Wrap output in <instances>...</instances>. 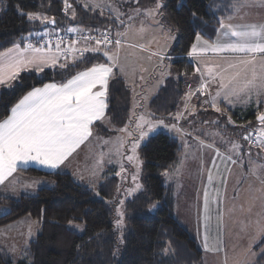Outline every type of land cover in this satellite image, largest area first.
I'll use <instances>...</instances> for the list:
<instances>
[{
	"label": "rangeland",
	"instance_id": "374dc122",
	"mask_svg": "<svg viewBox=\"0 0 264 264\" xmlns=\"http://www.w3.org/2000/svg\"><path fill=\"white\" fill-rule=\"evenodd\" d=\"M62 1L65 3V0ZM142 1L68 0L69 19L73 17L74 2L96 8L101 13L110 14L115 21L113 29H107L112 43L97 45L96 40L104 39L103 29L82 27L73 21L43 27L47 32L51 30L65 32L69 27L83 30L71 32L77 33L79 37H73L70 42L64 43L66 47H69L72 41L78 43L81 40L82 46H78L79 48L98 49L95 51H100L103 58L113 66V75L124 81L126 93L123 102L125 101L128 109L125 121L117 128L111 122L103 124L102 130L105 129V131L100 143L102 155V151L110 155L109 162L112 163V167L116 166L117 173H120L117 175L119 196H117L115 214L121 200L133 198L143 187L139 147L149 136L158 131L168 133L177 139L180 155L171 169L162 173V183L174 187L173 215L201 250V263L250 264L259 252L254 249L255 244L264 237V148L258 143L264 139L259 135V132L264 130V126H261L257 119L252 125L250 121H242L243 123L239 124L227 109L242 116H245L244 113L250 108L259 111L260 105L264 106V95L257 97L253 92L248 102L246 93H241L239 98L230 97L231 103L225 101L221 95L217 98V103L223 114L211 107V99L216 97L217 91L220 90V77H224V82L228 83L229 78L238 73L233 86L239 87L244 81L251 80L255 71L256 83L264 84V61L257 56L254 68L253 66L245 67L238 63L241 59L249 58L243 54L213 51V45L236 39L230 36L225 37L223 32L226 29L220 30V26L212 40L200 35L197 54L191 56L195 69L190 77H181L182 95L175 110L166 118L156 117L150 107L151 101L165 84L166 79L175 75L168 58L161 60L160 56L153 53L158 52L167 57L173 35L164 30L157 16L146 15V10L156 9L157 0ZM254 3L253 0L236 2L234 5V10L237 11L236 16L232 15L231 19L227 18L226 21L229 20L232 24L233 20L234 24L264 23V9L256 13L258 6ZM82 34L90 35L92 39L85 40ZM117 40L120 41L119 45L116 44ZM194 43H197L196 38L192 45ZM105 52L111 55L113 60L109 61ZM77 58L73 56L68 63L74 62ZM230 65L232 67H229ZM202 80L210 81L204 95L197 91ZM193 92H197L196 99L192 98L193 95H189ZM206 100L209 102L205 103ZM261 113H264V110ZM149 114L152 115L149 116ZM177 114H182L179 120L176 119ZM140 116L151 119L153 123L163 120L164 124H158L141 141L136 151L137 163L126 158L132 154L131 138L118 130L125 125H129L130 130H135ZM229 117L232 123L228 122ZM172 125H176L182 131H176L171 128ZM145 130L147 131V128ZM250 131L257 135V142L254 144L246 142L245 139ZM135 134L139 135L138 132ZM118 137L125 139L124 146L119 149V152L115 144ZM94 144H91L92 153H94ZM233 144L239 147L234 149ZM95 156L98 158V153ZM121 166L124 168L123 172H121ZM253 170L256 172L255 175ZM134 174L137 176L135 182L132 179ZM136 183L142 186L141 189L129 196L127 190L135 188ZM24 185L20 187L23 192L35 193L37 190L36 188L28 191L32 187L28 186L29 183ZM96 185L97 183L90 185L93 196H98ZM21 194L24 193H13L9 196L19 198ZM8 211L9 206L0 203V215ZM37 222L38 220L30 215H23L0 226V246L14 260L23 256L29 241L36 237L40 230V223ZM30 227L31 235H29ZM206 237L207 249L205 248Z\"/></svg>",
	"mask_w": 264,
	"mask_h": 264
},
{
	"label": "trees",
	"instance_id": "16d2710c",
	"mask_svg": "<svg viewBox=\"0 0 264 264\" xmlns=\"http://www.w3.org/2000/svg\"><path fill=\"white\" fill-rule=\"evenodd\" d=\"M239 1L161 0L164 6L159 9L157 17L164 30L174 37L166 58L175 76L166 79L151 101L150 107L156 117L166 118L175 110L182 95L181 77H190L195 69L188 53L197 35L212 40L220 22L235 14L234 5ZM73 8L75 17L69 19L62 0H0V52L14 44L24 46L29 38L36 36L33 34L48 25L39 20L29 21L27 13L30 12L54 18L55 25L73 21L82 27L103 29V33L113 29L115 21L110 14L77 2ZM21 12L25 15L21 16ZM68 62L65 63L66 68L44 67L43 72L27 69L12 81V87L0 86V121L33 87L46 82L64 83L84 69L107 63L101 52L94 51L85 52L74 62ZM125 93L124 81L112 75L108 87L107 117L115 128L125 121L128 110L123 102ZM263 107L261 104L259 111L250 108L245 116L230 109L227 111L239 124L250 121L252 125ZM138 152L143 187L133 198L125 201L122 244H118L117 239L121 232L114 227L115 205L119 196L116 166H107L97 179L99 196H93L90 186L96 184L94 175L88 182L80 183L69 172L28 167L20 170L28 175L42 176L48 183L35 193L22 194L19 198L0 196V203L9 206V211L0 215V226L30 215L38 220L40 230L18 260L0 246V264H202L201 250L173 215L174 187L162 183V173L170 170L179 159L177 139L158 131L141 144ZM154 201L158 203V209L149 213L148 205ZM69 220H74V224L83 223V231L69 225ZM254 249L259 252L250 264H264V237Z\"/></svg>",
	"mask_w": 264,
	"mask_h": 264
},
{
	"label": "snow or ice",
	"instance_id": "6c2138e0",
	"mask_svg": "<svg viewBox=\"0 0 264 264\" xmlns=\"http://www.w3.org/2000/svg\"><path fill=\"white\" fill-rule=\"evenodd\" d=\"M264 3V0H261ZM87 6V5H86ZM98 6V5H97ZM164 5L157 0L155 10H146V15H160L159 9ZM68 0H65V8H69ZM139 11V10H137ZM21 16L25 13L21 12ZM73 18L75 12L72 13ZM29 21L39 20L41 23L53 24L56 21L46 15L30 12L27 13ZM131 19V17H130ZM231 19V17H229ZM227 29L223 32L225 37H235L234 41L228 43H217L212 46V50L216 52H232L243 54L248 59H241L239 64L255 66L257 56L264 61V24L262 25H247L233 27L231 24H225L223 20L220 22V30ZM143 30V29H141ZM218 30V31H220ZM68 32L83 31L78 28L69 27ZM47 35V33H45ZM174 39V37H171ZM26 39V38H23ZM85 40H91L92 37L86 36ZM197 43L192 45L189 56L197 54L198 45L201 40L200 35L196 37ZM57 43L56 48L60 50V44ZM77 42L72 41V45ZM104 43H112L108 40L105 34L103 40H96L97 45ZM119 45L120 41L117 40ZM98 49L86 48L85 51H93ZM52 49L44 46H34L31 43H25L23 48L20 44H14L12 49H9L7 54H0V86L12 87V81L19 78L23 70L34 68L37 72H43L44 67L51 65L55 67L58 63V56L51 54ZM31 53V55H26ZM108 60H113V57L105 52ZM160 56L161 60L166 57L161 53H153ZM67 58V57H66ZM61 68H66V64H59ZM229 67H232L230 65ZM199 71V69H197ZM113 74V67L108 64H95L86 70L78 72L67 80L66 83H45L43 87H33L28 91L10 110V115L6 119L0 121V184H3L8 177H11L21 164L35 162L39 165L57 169L63 165L73 153L92 136V126L95 121H103L106 118V109L108 107L107 96L109 87V78ZM238 73L229 78L228 83L224 82V77H220L219 89L216 97L211 99V107L217 112H221L218 106L217 98L223 95V99L231 103L230 97L239 98L241 93H246L248 102L251 100L253 92L257 97L264 95V84H257V76L253 71V78L246 80L239 87L233 86L237 80ZM210 81L202 80L200 88L197 90L201 95L205 94V90L209 86ZM222 90V91H221ZM195 93H190L193 95ZM209 101H205L208 103ZM221 114H223L221 112ZM152 114H149L151 116ZM182 114H177L176 119L179 120ZM261 126H264V113H259L256 117ZM131 122V118H130ZM229 123H232L229 117ZM215 123V122H212ZM163 125L164 121L159 120L153 123L151 119L140 116L136 123L135 130H130L129 125H125L119 129V132L126 133L127 137L131 138V155L126 158L129 161H137V148L157 125ZM147 128V131L145 130ZM171 128L180 132L181 129L176 125ZM138 132V136L135 134ZM260 137H264V130L259 132ZM251 141L252 133L245 137ZM107 143V142H106ZM125 139L117 138V152L124 146ZM260 146L264 148V139L258 141ZM212 147V145H207ZM239 145L233 144V148H238ZM235 163V161H232ZM124 171L121 166V172ZM253 174L256 172L253 170ZM93 175H96L94 172ZM120 175V173H117ZM133 181L137 180V176H132ZM31 187L32 185H28ZM141 185L136 183L135 188L127 190V194L131 196L137 190L141 189ZM119 191V189H118ZM96 195H100L99 192ZM207 195V194H206ZM125 201H120V206L116 208V216L114 219V227L121 232L118 236V244L124 242L123 228L125 215L123 205ZM207 203V200H206ZM158 209L157 203H149L147 211L149 213ZM38 223V222H37ZM69 225H74L75 228L83 230L84 224H74V220L68 221ZM32 234L31 227L29 235ZM207 237L205 238V248L207 249ZM167 251V249H165ZM115 254V253H114Z\"/></svg>",
	"mask_w": 264,
	"mask_h": 264
},
{
	"label": "crops",
	"instance_id": "0c3cea01",
	"mask_svg": "<svg viewBox=\"0 0 264 264\" xmlns=\"http://www.w3.org/2000/svg\"><path fill=\"white\" fill-rule=\"evenodd\" d=\"M253 1H255L254 4H257L256 6H258L257 10H255L256 13L260 12L261 10L264 9V3H261V1H259V0H253ZM236 14H237V11H235L234 15L236 16ZM234 23H235L234 20H233V24L230 23V21L228 20V21H226L225 24L226 25L231 24V25H233V27L241 26V29L243 28V26H247V25L255 24V25L259 26V25L264 24V23L261 24L260 22L259 23H247V24H244V23L234 24ZM43 27L37 33H35L33 35H41V34L49 33L52 31L51 30V31L47 32L44 30L45 28H43ZM226 31H227V29H226ZM58 42H60V41H52L47 46H45L46 48L50 47L52 49V52H51L52 55L58 56V63L56 66H59V64H61V63H63V64L67 63L69 60H71L73 58V56L80 57L81 54H83L85 52H89V51H85V49H86L85 47L79 48L82 46L81 40L78 41L77 45L71 46V48L66 47V44H64L65 42H62L60 44V50L59 51L56 48V45ZM20 47L23 48V46H21V45H20ZM12 48H13V46L8 47V48L4 49L3 51H1L0 54H7L8 50L12 49ZM93 51L94 52H100V51H95V50H93ZM26 55H31V53H27ZM188 57L191 60V56L188 55ZM104 64H108V65L112 66L109 62L104 63ZM45 67H53V66L48 65ZM84 70H86V69H84ZM23 71H25V70H23ZM112 75L110 76V78L112 77ZM110 78H109V80H110ZM66 82H67V80L64 83H66ZM46 83H53V82H46ZM43 85L37 86V87H43ZM196 95H197V92L195 94H193L192 98L196 99V97H197ZM9 115H10V113H9ZM6 118H4V119H6ZM3 120H1V121H3ZM108 122H109V119L107 117V109H106V118L103 121H95L93 123V126H92V133L93 134L89 138V140L86 141L84 144H82L73 153V155L63 165H61L57 169H51V168L39 165L35 162H29L27 164H21L20 167L17 168V171L14 172L11 177H8L3 184H0V196L15 198V197L9 196V195H11L13 193L32 194V193H28V192H23L20 188L21 185L25 186L24 183H29V185H32L31 186L32 188H30L28 191H33V189H36V188L38 189L42 184L44 185V184L48 183V180L42 176L28 175L24 171L20 170V169H24V168H28V167H33V168L40 169L43 171L61 170L64 172H69L74 177V179L80 183L88 182L90 179H92L91 175H93V173L95 172L96 175H94V180L97 183L99 181L97 179H99L103 170L107 166H112V163L109 162V161H111V159L109 158L110 155L106 154L104 151H102L103 152V155H102L101 150H100L101 149L100 143L102 142L101 138L103 137L102 135L104 134V131H105V129H104V131L102 130V125L106 124ZM94 142H95V144H94ZM91 144H94L93 145L94 153L91 152V150H92ZM96 153H98V155H99L98 158L95 156ZM36 177H41L42 179H35ZM39 183H42V184L40 185ZM38 185H40V186L38 187Z\"/></svg>",
	"mask_w": 264,
	"mask_h": 264
},
{
	"label": "built area",
	"instance_id": "2783aa9c",
	"mask_svg": "<svg viewBox=\"0 0 264 264\" xmlns=\"http://www.w3.org/2000/svg\"><path fill=\"white\" fill-rule=\"evenodd\" d=\"M105 34L107 35V37H109L108 39L111 40V37L108 36L107 32L103 33V38L105 36ZM89 36L87 34H82V37H86ZM73 37H79L77 33H71L68 31H61V30H56L54 32H49L47 33V35L41 34V35H36L33 38H29L26 43H31L34 46H45L48 42H52V41H64V42H69ZM92 37V36H91ZM257 135L252 133V139L251 141L247 140V142L254 144L257 141Z\"/></svg>",
	"mask_w": 264,
	"mask_h": 264
},
{
	"label": "water",
	"instance_id": "95a60500",
	"mask_svg": "<svg viewBox=\"0 0 264 264\" xmlns=\"http://www.w3.org/2000/svg\"><path fill=\"white\" fill-rule=\"evenodd\" d=\"M48 25H50V26H54L53 24H48Z\"/></svg>",
	"mask_w": 264,
	"mask_h": 264
}]
</instances>
